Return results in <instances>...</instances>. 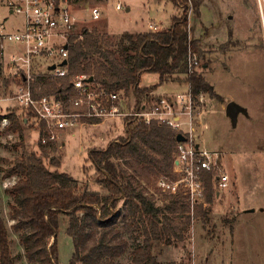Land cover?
<instances>
[{
  "label": "rangeland",
  "instance_id": "obj_1",
  "mask_svg": "<svg viewBox=\"0 0 264 264\" xmlns=\"http://www.w3.org/2000/svg\"><path fill=\"white\" fill-rule=\"evenodd\" d=\"M119 1L122 8L117 10L114 0H70L71 9L78 18L75 32L84 27L109 35H118L123 31L155 30L153 27L164 30L172 24L173 16L181 13L183 4L181 0H176L177 5L171 0ZM7 2L0 0V31L4 34L19 31L23 26V16L11 13ZM94 8L100 14L90 19ZM187 14L189 36L198 38L202 48V55L197 56L196 68L213 86L214 92V96L202 94L201 100L193 102V139L202 148L220 151L230 181L229 187L216 195L206 221L192 213L183 240H173L171 244L155 242L153 252L158 264H221V219L235 212L239 214L238 211L244 207L254 209L242 213V216L254 225L251 233L258 235L264 250V0H203L198 17L192 11L187 10ZM4 45V55L0 54V61L3 60L0 64V216L8 228L15 264H29L18 234L11 227L13 220L9 217L13 200L6 188L16 177H6L4 173L15 159L32 152L41 154V148L32 117L30 123L22 124L20 131L1 125L2 117L10 112L15 114L16 108L20 110L18 106L14 107L13 100L5 99L16 80L10 76L4 63L15 46L8 42ZM140 82L142 85L156 84L158 75L144 72ZM187 90L186 82L169 81L158 84L157 94L150 91V96H175ZM231 100L243 108L235 121L225 114V105ZM128 101L133 102V98ZM24 114L28 115V111L19 112V120ZM125 119L115 116L95 125L64 129L55 148H45L48 154L43 163L52 169L49 158H59V170L72 175L80 188L105 194L106 188L96 179L97 169L89 150L105 148L109 142L125 136ZM179 132L183 133L182 130ZM157 176L149 183L140 180L138 186L156 205L164 206L169 204L171 195L156 187ZM117 207L122 208V203L119 202ZM169 216L177 223L184 221V216L180 214ZM66 227L67 219L61 216L56 236L58 264H69L74 252ZM119 227L129 246L111 264H130V251L142 238H135L138 232L135 227L123 223Z\"/></svg>",
  "mask_w": 264,
  "mask_h": 264
},
{
  "label": "trees",
  "instance_id": "obj_2",
  "mask_svg": "<svg viewBox=\"0 0 264 264\" xmlns=\"http://www.w3.org/2000/svg\"><path fill=\"white\" fill-rule=\"evenodd\" d=\"M171 1L176 4V0ZM190 1L191 10L198 17L203 0ZM181 7L172 24L161 31L109 35L84 27L71 34L66 58L69 75L85 74L107 92H122L128 100H149L151 90L169 81L186 82L196 102L200 93L214 96L213 86L195 65L189 72V57L195 55L198 60L202 48L198 38L189 36L187 8L183 4ZM144 72H155L158 82L142 85ZM39 87L41 93L67 92L69 76L40 74L32 83L34 91ZM28 115L34 117L31 111ZM4 117L9 120L8 129H22L24 122L18 121L14 113ZM26 119L28 124L30 120ZM125 128V136L109 142L105 148L89 150L97 169L96 179L106 188L105 194L80 188L72 175L59 170V158H49L52 169L43 163L48 154L45 148L53 150L55 146L41 144V123L37 126L41 154L21 156L5 170L6 177H16L6 188L13 200L9 217L29 264H58L56 236L61 216L67 219L66 233L74 247L69 264H111L129 246L120 230L121 223L135 227V238H142L130 251V264H158L153 252L155 242L171 244L173 240H183L190 224L186 197L171 195L169 204L158 206L138 186L140 180L149 183L159 174L172 173L178 131L165 123L145 124L136 120H126ZM203 183L204 202L210 206L199 204L193 213L206 221L217 194L211 174H203ZM119 202L122 208L117 207ZM176 213L184 216V221L177 223L169 216ZM0 264H15L8 228L1 216Z\"/></svg>",
  "mask_w": 264,
  "mask_h": 264
},
{
  "label": "built area",
  "instance_id": "obj_3",
  "mask_svg": "<svg viewBox=\"0 0 264 264\" xmlns=\"http://www.w3.org/2000/svg\"><path fill=\"white\" fill-rule=\"evenodd\" d=\"M114 1V8L121 9V2ZM7 5L11 13L23 16V26L16 32L4 34L0 31V54L4 55V42L15 46L4 61L10 76L16 80L5 99L33 112L35 127L42 124L41 144L55 145L64 129L96 120L103 122L115 116L145 124L165 123L178 133L182 130L184 140L177 141L171 175L157 176L156 187L169 195L185 196L190 215L195 206L207 205L204 202V173L211 174L217 195L229 187V175L224 169L220 151L202 148L193 139L195 99L189 87L175 96H149V100L133 99L132 102L122 92H107L85 74L69 75L66 63H60L66 61L69 36L75 33L78 20L70 0H8ZM183 5L192 11L190 0H185ZM99 14V10L94 8L90 19L97 18ZM189 59V72H192L198 60L195 55ZM52 64L55 67L49 70L48 66ZM44 73L53 77L69 76V91L72 92L41 93L40 87L34 91L32 83ZM201 95L197 100L202 99ZM1 125L7 127L8 118L2 117Z\"/></svg>",
  "mask_w": 264,
  "mask_h": 264
},
{
  "label": "flooded vegetation",
  "instance_id": "obj_4",
  "mask_svg": "<svg viewBox=\"0 0 264 264\" xmlns=\"http://www.w3.org/2000/svg\"><path fill=\"white\" fill-rule=\"evenodd\" d=\"M261 208L260 211H262ZM254 211L244 207L231 216L221 219L219 248L221 264H264L263 243L256 233H251L254 225L242 213Z\"/></svg>",
  "mask_w": 264,
  "mask_h": 264
},
{
  "label": "water",
  "instance_id": "obj_5",
  "mask_svg": "<svg viewBox=\"0 0 264 264\" xmlns=\"http://www.w3.org/2000/svg\"><path fill=\"white\" fill-rule=\"evenodd\" d=\"M65 63H66V61L64 60L60 63V65H64ZM54 67H55V65L52 64V65L48 66V69L51 70ZM89 80H91V78H89ZM241 110H243V108L240 105L236 104V102H234L233 100L227 102L225 105V114L234 121L236 119L237 114ZM182 140H184V136L181 133H178L176 135V141H182Z\"/></svg>",
  "mask_w": 264,
  "mask_h": 264
},
{
  "label": "crops",
  "instance_id": "obj_6",
  "mask_svg": "<svg viewBox=\"0 0 264 264\" xmlns=\"http://www.w3.org/2000/svg\"><path fill=\"white\" fill-rule=\"evenodd\" d=\"M176 5V4H175ZM168 28V27H167ZM148 30H151V29H148ZM155 30L156 31H161L160 29H157V28H155ZM165 30V29H164ZM145 31H147V30H145ZM130 32V31H129ZM140 32V31H139ZM12 48V47H11ZM13 48H14V46H13ZM156 88H157V86L153 89V90H151V92H154L155 94H157L156 93ZM158 95H161V94H158ZM14 105V107H17L18 106V108L20 109L19 111L17 110V108L15 109V115H16V117H17V120L18 121H21V123H22V121L24 122V124L26 123V121H27V119H26V117H28L29 115H26V114H24L23 116H21V119L19 120V118H18V115H19V112L21 111V110H23V112L25 111L22 107H20L16 102H15V104H13ZM29 120H30V117H29ZM29 123H30V121H29ZM95 124H98V123H84V124H80V125H83V126H86V125H95ZM37 129V128H36ZM38 131V130H37ZM62 132V131H61ZM60 132V133H61ZM39 134V133H38ZM61 144H64V142H61Z\"/></svg>",
  "mask_w": 264,
  "mask_h": 264
}]
</instances>
